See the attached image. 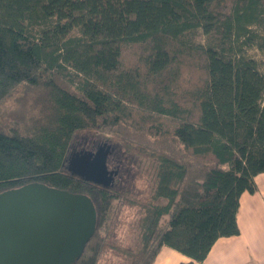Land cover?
I'll return each instance as SVG.
<instances>
[{
  "label": "trees",
  "instance_id": "16d2710c",
  "mask_svg": "<svg viewBox=\"0 0 264 264\" xmlns=\"http://www.w3.org/2000/svg\"><path fill=\"white\" fill-rule=\"evenodd\" d=\"M255 44L264 52V0H0V104L24 84L47 92L32 131L0 126V192L40 181L89 194L96 230L76 264H97L128 200L65 165L76 134L112 131L157 162L132 202L139 247L126 264H153L164 245L203 260L240 232V196L264 172V72L244 49Z\"/></svg>",
  "mask_w": 264,
  "mask_h": 264
},
{
  "label": "water",
  "instance_id": "95a60500",
  "mask_svg": "<svg viewBox=\"0 0 264 264\" xmlns=\"http://www.w3.org/2000/svg\"><path fill=\"white\" fill-rule=\"evenodd\" d=\"M110 145L72 151L68 171L113 187L107 166ZM96 230L92 197L40 181L0 192V264H76Z\"/></svg>",
  "mask_w": 264,
  "mask_h": 264
},
{
  "label": "rangeland",
  "instance_id": "374dc122",
  "mask_svg": "<svg viewBox=\"0 0 264 264\" xmlns=\"http://www.w3.org/2000/svg\"><path fill=\"white\" fill-rule=\"evenodd\" d=\"M244 49L248 56L259 60L261 70L264 72V52L256 44L245 45ZM190 70L196 74H192ZM185 71H189L191 74L188 83L195 82L199 78L200 70L193 65V61L187 64ZM200 77L202 78L201 75ZM46 99L47 92L43 88L27 84L19 86L0 104V126L13 127L23 133L32 131L35 120H41L47 115ZM86 137L91 143L94 141L102 144L107 142L111 150L114 147L118 150L110 155L109 163L111 167H116L119 171L122 170L123 178H120L113 187L118 188L117 190L128 200L118 202V211L116 212L118 216L109 240L110 247L103 251L97 264H126L128 253L135 252L139 247L137 237L141 213L139 204L132 202L140 203L148 197L155 178L154 171L157 162L155 157L149 155L148 152L140 153L135 145L128 147L112 131L104 133L93 130L76 134L72 141L71 152L79 150Z\"/></svg>",
  "mask_w": 264,
  "mask_h": 264
},
{
  "label": "crops",
  "instance_id": "0c3cea01",
  "mask_svg": "<svg viewBox=\"0 0 264 264\" xmlns=\"http://www.w3.org/2000/svg\"><path fill=\"white\" fill-rule=\"evenodd\" d=\"M255 182V192L244 191L240 196L239 233L219 237L200 261L164 245L153 264H264V172L255 176Z\"/></svg>",
  "mask_w": 264,
  "mask_h": 264
},
{
  "label": "flooded vegetation",
  "instance_id": "af4514ba",
  "mask_svg": "<svg viewBox=\"0 0 264 264\" xmlns=\"http://www.w3.org/2000/svg\"><path fill=\"white\" fill-rule=\"evenodd\" d=\"M103 144L102 143H99L98 141H94L91 143V141H88L87 137L82 141L81 143V147L79 150H76V151H80L82 149H86V150H89V151H97ZM115 149V150H113ZM113 152H118V150L114 147L112 148L111 150V147L109 148V151H108V155H107V166L109 168V170L113 171L115 173V178H114V184H117L118 180L120 178H123V175H122V170L119 171L118 168L116 167H111L109 161H110V155L113 153Z\"/></svg>",
  "mask_w": 264,
  "mask_h": 264
}]
</instances>
